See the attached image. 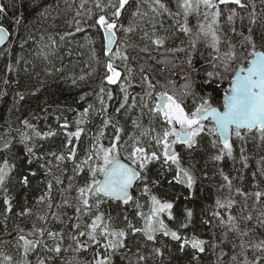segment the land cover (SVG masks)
Segmentation results:
<instances>
[{
	"label": "trees",
	"instance_id": "obj_1",
	"mask_svg": "<svg viewBox=\"0 0 264 264\" xmlns=\"http://www.w3.org/2000/svg\"><path fill=\"white\" fill-rule=\"evenodd\" d=\"M107 3V0H101ZM167 5L169 11L165 12L154 3V0H133L131 6L125 12L122 23L124 27L131 26L134 31L127 33H118V37L123 44H126L127 54L130 59L129 66L134 70L132 76V87L128 92L137 96L143 95L145 86L141 77L144 74L149 75L153 83L159 81L160 84H166L167 87L178 96L183 91L185 77L191 71L186 64L187 53L191 52L189 41L195 38L198 22L204 21L201 7L199 15L192 13L187 17L188 27L192 30V36L185 35L179 31L181 24H184L185 18L183 10L178 7L177 0H162ZM247 7L240 9L235 5H221L222 15L220 17V32L222 43L220 52L214 53L212 49L206 47L204 39L201 38L197 44L193 55V62L197 72L192 74L195 81L194 92L196 96L184 97V104L187 111H191L195 103H199V96H210L214 106L222 105L223 90L229 86V80L235 71L241 67L244 62L238 58L231 64L228 72L220 71L224 77L223 82H215L211 85L205 84L206 73L214 71L210 60L212 55H219L220 60L217 63L226 62L229 51L228 43L235 45V52L238 57L245 53V37L252 29L251 35L257 41L258 49L264 43L260 39L264 33V0H242ZM82 0H0L7 8L6 13L0 16V25H3L10 32V37L5 46L0 49V162L7 158L10 163L16 165L10 179L6 183L8 189L7 196L11 198L12 211L5 212L6 205L3 200L5 193L0 190V264H38V259L43 258L45 264H90L88 259L95 255L93 248L87 251L75 252L69 248L71 241L67 239L71 232V223L69 217L74 216V208L64 204L67 199L70 204L77 203L76 188L82 186L87 179L88 172L75 177L72 180L73 187L71 191H64L68 187L69 177H73V165L71 162L58 163L53 157L46 156V159L52 161V175L46 176L44 170L39 167L38 162L31 165L27 163L24 143H22V134L32 136V144H36L37 154H47L63 150L64 135L58 134L48 139L35 138L33 130L25 126L23 121L27 120L34 128L41 132H46L50 128L60 132L56 117H60V123H63L66 117L70 123L71 131H75L74 121L79 117V113L89 104L93 106L88 122L81 125L85 129L80 141L78 142V158H83L85 150L94 143L90 141V136L95 138L102 128L103 120L112 116L119 119L121 126L125 128L123 139L127 140L129 134L139 136L140 133L155 128L161 131L159 120H152L147 112L137 108L127 115L116 114L115 108L118 107V101L122 94L116 85H108L106 81L102 84L104 76L103 62L106 57L101 49L100 36L92 24L96 16L88 19L87 9H92L97 15L99 10L95 8L93 0H86L84 8L80 9ZM139 7L140 15L133 17L132 12ZM230 8H235L237 16L234 22L227 21V15ZM255 9L256 24L250 23L251 13ZM155 9V11L153 10ZM82 15L77 16V11ZM177 12L180 15H175ZM171 13V14H170ZM21 20V24L16 23V19ZM80 21L81 31H76V21ZM235 28V31H232ZM147 33V36H145ZM64 37L61 40V37ZM93 38L95 43H90L89 38ZM163 39V47H157L153 43L154 39ZM147 51H142V49ZM176 48H185L187 52H174ZM121 64V61H116ZM141 67L145 72L141 73ZM83 77V79H81ZM75 81V83H73ZM172 82V83H169ZM104 87L105 93H100V88ZM159 88V86H158ZM113 93V99H107V92ZM103 95L104 107L108 112L101 113L102 107L99 97ZM23 96V99L20 97ZM84 97V99H81ZM146 99V98H145ZM137 120L141 125L139 129L133 127L131 121ZM207 123V122H206ZM113 130L111 127L104 129V137L107 140L111 138ZM243 141L233 135L230 142L233 144V157H225L221 161L212 159L219 151L218 147H213L214 137L201 134L198 138L199 143L194 151H190L186 146L177 144L175 150L181 156V164L185 168H190L197 178L195 186V197L192 201L181 200L177 202L174 213L182 219V209L191 208L194 212L193 227L187 230H181L182 234H192L193 232L200 238L209 242L206 245V251L200 256L201 264H231V257L240 256L241 249L239 244L241 238L235 233H229V238L221 242L223 233L227 230L219 224L218 220L211 217V212L215 209L217 199L224 200L231 197L236 201L230 210L231 214L237 217V222L241 228L245 226L252 228L253 231L249 237L243 238L245 241H259L264 239V227L257 225L256 217L261 211H264V198L260 204L255 203L254 197H245L236 194L235 189L240 188L244 192L252 193L255 191L264 192V175L261 169H264V142L259 139V132L255 129L251 132L244 130ZM150 137L143 138V146L148 147ZM103 141V140H102ZM100 141V142H102ZM8 143L10 147L4 150V144ZM131 143V141H129ZM42 145V147H39ZM241 148L244 149L243 155L247 156V167H244V161L241 158ZM130 150V149H128ZM126 149H121V155H127ZM149 151H160L154 145L149 147ZM42 163V161H41ZM221 169L232 179L233 188L231 192L227 187H221L225 182L220 175ZM29 170L35 171V177L29 176L30 184L25 187L20 183L23 175H27ZM160 170V163L156 162L149 165V176L156 178ZM175 166H173V172ZM172 172L167 173L170 179ZM54 177H59L63 183L56 184ZM51 181L53 188L51 191V208L48 207L49 201L37 203L39 197L47 191V183ZM151 194L161 198H170V195L183 191L181 186H169L165 181L160 187H152ZM143 183L135 184L134 199H138L144 207L140 211L144 212L148 196L141 194ZM60 205V207H57ZM247 205V207H245ZM147 206V205H146ZM29 208L32 214L29 216L18 215L23 209ZM101 211L111 215L112 223L117 228L125 227L123 216L128 215L136 227H142L143 221L136 215L137 209L132 205H123L119 202H110L101 206ZM221 215L227 218L229 210L219 209ZM53 213L60 215V221L53 218ZM251 214L253 220L246 222L243 217ZM38 216H46V221H41ZM212 220L211 225L201 223L202 220ZM170 228H176L177 222L167 221ZM37 228H46L55 232L63 231L65 240L62 245V251L57 256L55 253L46 251L42 246L37 247L27 257L23 255L22 242H18V235H26ZM23 229V233L19 230ZM29 239L37 237L29 236ZM49 247H52L54 241L50 240L45 234L43 238ZM84 239V238H81ZM126 247L120 249L113 255L114 264H189L191 261V250L181 254L177 250V242L171 241L167 237L157 236L155 243L147 241L142 234L135 236L129 235L126 240ZM212 244H218L213 248ZM161 248L163 255H155L153 249ZM64 249H67L65 251ZM103 252V249H100ZM94 253V254H93ZM224 253L226 255H221ZM143 255L144 261H139L138 257ZM252 251H248L251 258ZM5 256L12 257L11 261L4 259ZM55 257V259H50Z\"/></svg>",
	"mask_w": 264,
	"mask_h": 264
},
{
	"label": "snow or ice",
	"instance_id": "obj_2",
	"mask_svg": "<svg viewBox=\"0 0 264 264\" xmlns=\"http://www.w3.org/2000/svg\"><path fill=\"white\" fill-rule=\"evenodd\" d=\"M86 0H82L80 9L84 8ZM178 7L183 10L185 18L184 24H181L179 31H182L187 36H192V30L188 27L187 17L192 13L199 15L201 7H203L204 22H198L195 38L190 39L189 44L192 49L187 53L186 64L191 70L185 77V84L182 86L183 91L179 96L172 92L166 84H160L159 81L153 83L149 75L144 74L141 77L142 83L145 86L143 95L133 96L128 92V88L132 87L133 69L129 66L130 59L127 54V45L123 44L118 33L122 32L125 35L134 31L129 27H124L122 18L127 9L133 3V0H107V3H102L101 0H93L95 8L99 10L97 15L92 9H87L88 19L96 16L92 27L97 31L101 40V49L106 60L103 62L104 81L108 85H116L122 94L121 100L118 101V107L115 108L116 114L127 115L135 110L139 105L141 115L143 110L147 109L148 115L152 120H159L161 124V131H156L155 128H150L146 132H141L139 136L129 134L128 139H123L125 128L121 126L119 119H114L112 116L103 120L102 128L94 138V143L85 150L83 158H78V142L85 129L81 127L88 122L89 114L93 108L91 104L84 108L79 117L74 121L75 131H71L70 123L67 118H64L63 123H60V117H56L58 128L60 132L52 130L51 128L46 132L38 131L27 120L23 121L26 127L33 130L35 138L44 140L55 137L58 134L64 135L63 150L59 153L50 152L47 154L38 155L37 145L32 144V136L22 134V143H24L27 163L31 165L34 162L39 163V167L44 170L46 176L52 175V161L46 159V156L53 157L58 163L55 167L59 168L61 163L71 162L73 165V177H69V184L64 191H71L73 187L72 180L84 173L87 169L88 176L82 186L76 188L75 205L70 204L67 199L64 204L68 207L74 208V216L69 217L71 223V232L67 239L71 241L69 248L75 245L73 249L79 253L93 248L94 257L90 264H114L113 255L120 249L126 247V240L129 235L135 236L137 233L143 235L147 241L155 243L157 236L169 238L171 241L177 242V250L181 254H185L191 250V261L189 264H201L200 256L206 251L208 241L198 237L194 232L190 235L182 234L181 230H187L193 227L194 212L191 208L185 207L182 209V219L174 213L177 202L181 200L192 201L195 197V186L197 178L190 168H185L181 164V156L175 150V145L180 144L186 146L190 151H194L198 146L201 134L214 137L212 140L213 147H218L219 151L212 157L215 161H221L225 157H233V144L230 142L232 135L241 141L245 139L242 135V130L251 132L256 130L259 132V139L264 142V50H257L258 45L256 39L251 35L252 29L249 28V35L245 37L246 51L242 57H238L235 52V45L228 43L229 51L225 54L227 56L226 62L217 63L220 60L219 55L211 56V66L214 71L207 72L205 84L211 85L217 81L223 82V72H228L231 64L238 58L246 62L241 64V67L235 71L234 76L229 80V86L223 90L222 105L214 106L210 96H199V103H195L191 111H187L184 104V97L196 96L194 92L195 81L192 79V74L198 70L195 68L193 62V55L196 51L197 44L203 38L206 47L212 49L214 53L220 52V45L222 43V36L220 32V17L222 15L221 5H235L240 9L247 7L242 0H177ZM154 3L168 12L169 9L162 0H154ZM155 11V9H153ZM7 11L4 4H0V16H3ZM171 14V13H170ZM77 16H81L82 12L77 11ZM131 15L136 17L140 15L139 7ZM175 15H180L177 12ZM237 16L235 8H230L227 15L229 23L234 22V17ZM16 23L21 24L19 18ZM76 31L80 32L82 29L79 26L80 21L75 22ZM251 24H256L255 9L251 13ZM235 31V28H232ZM10 32L3 25H0V44H3L9 37ZM147 36V33H145ZM64 37H61L63 40ZM260 39L264 41V33L261 34ZM90 43H95L93 38H89ZM153 43L157 47H163V39H154ZM264 49V43L260 45ZM147 51V49H142ZM174 52H187L185 48H176ZM116 61H121L117 64ZM141 73L145 70L140 69ZM83 79V77H81ZM75 83V81H73ZM172 83V82H169ZM159 86V88H158ZM100 93L104 94V87L100 88ZM107 99L112 100L113 93L107 92ZM23 99V96L20 97ZM146 98V99H145ZM84 99V97H81ZM102 107L99 109L101 113H107V107H104L103 95L99 97ZM207 122V123H206ZM134 128L139 129L141 125L137 120L131 121ZM111 127L113 130L112 137L109 139L108 146L101 143L104 137V129ZM150 137L148 147L143 146V138ZM131 141V143H129ZM155 146L160 151H149V147ZM10 147L8 143L4 144V150ZM39 147H42L40 145ZM127 151L123 162L121 159V149ZM244 149L241 148V158L245 162L244 167H247L248 157L243 155ZM42 161V163H41ZM159 162L160 170H158L156 178L152 179L149 176V165ZM264 162V158H262ZM173 166L175 170L173 172ZM16 165L10 163L7 158L0 162V190L5 193L3 203L6 205L5 212L12 211L11 198L7 196L8 189L6 187L7 181L10 179L12 172ZM172 172L171 178L167 177V173ZM264 175V169H261ZM37 173L29 170L27 175H23L20 183L27 187L30 184L29 176L35 177ZM220 175L225 182L221 187H227L229 192L233 188L232 179L225 174L221 169ZM56 184H61L63 181L59 177H54ZM149 181L152 187H160L165 181L169 186L179 185L183 191L173 193L170 198H161L155 194H151ZM137 182L143 183L141 194L148 196L150 205L147 213L140 211L144 206L140 204L139 200H134L130 189L134 187ZM53 184L51 181L47 183V191L44 195L39 197L37 203H44L49 201L48 207L51 208V191ZM237 195L245 197H254L255 203L260 204L264 198V192L255 191L252 193L244 192L240 188H236ZM110 202H119L123 205H132L137 209L136 215L143 221L142 227H136L135 224L129 220L127 214L123 216L125 227L117 228L112 223L111 215H107L101 211V206ZM236 203L231 197H226L224 200L217 199L215 201V209L211 212V217L218 220L219 224L227 230L223 233L221 242L229 238V233H235L241 238L239 247L241 249L238 259L237 255L231 257V264H264V239L259 241H245L243 238L249 237L253 231L252 228L245 226L241 228L237 222V217L232 215L230 210ZM60 207V205H57ZM247 207V205H245ZM219 209L229 210L227 218L221 215ZM32 210L29 208L23 209L18 215L29 216ZM53 218L63 223L60 215L53 213ZM167 221L177 222L176 228H170ZM41 221H46V216H38ZM246 222L253 220V215L248 214L243 217ZM257 225L264 227V211H261L256 217ZM201 223L211 225L212 220H202ZM23 229L19 232L23 233ZM45 234L54 241L52 247H49L47 242L43 239ZM29 236L37 237L36 239H29ZM65 233L63 231L55 232L46 228H37L33 226V230L28 232L27 236L20 234L17 239L22 242L23 255L28 256L36 250L37 247L42 246L46 251L55 253L57 256L62 251V245L65 240ZM84 238V239H81ZM213 248L218 247V244H212ZM103 249V252L100 251ZM67 251V249H64ZM251 250L253 255L248 256V251ZM155 255L162 256L161 248L153 249ZM221 255H226L221 253ZM5 260L11 261L12 257L5 256ZM50 259H55L51 257ZM139 261H144L143 255L138 257ZM28 264V262H26ZM38 264H45L43 258L38 259Z\"/></svg>",
	"mask_w": 264,
	"mask_h": 264
},
{
	"label": "rangeland",
	"instance_id": "obj_3",
	"mask_svg": "<svg viewBox=\"0 0 264 264\" xmlns=\"http://www.w3.org/2000/svg\"><path fill=\"white\" fill-rule=\"evenodd\" d=\"M246 65V64H245ZM112 137V136H111ZM232 137H233V135H232ZM232 139V138H231ZM103 140V141H102ZM90 141L91 142H93L94 141V138H92L91 136H90ZM101 143H103L105 146H108V144H109V137H107V140H104V139H101ZM176 146V145H175ZM122 156V155H121ZM147 205V206H146ZM146 205H145V209H144V213H147L148 212V209H149V205H150V199L148 198V200L146 201ZM167 220V218H165V221ZM94 254V253H93ZM93 257L94 256H92V257H89L88 259H91V260H93Z\"/></svg>",
	"mask_w": 264,
	"mask_h": 264
},
{
	"label": "water",
	"instance_id": "obj_4",
	"mask_svg": "<svg viewBox=\"0 0 264 264\" xmlns=\"http://www.w3.org/2000/svg\"><path fill=\"white\" fill-rule=\"evenodd\" d=\"M9 37H10V35H9ZM9 37L6 39V41L3 43V44H0V49L3 47V46H5V44L7 43V41L9 40ZM244 66H246V65H244ZM235 74V73H234ZM234 76V75H233ZM242 131H244V130H242ZM231 138H232V136H231ZM231 138H230V140H231ZM122 161L123 162H126V161H124L123 159H122ZM133 189V188H132ZM132 189H130V191H131V194H132Z\"/></svg>",
	"mask_w": 264,
	"mask_h": 264
},
{
	"label": "flooded vegetation",
	"instance_id": "obj_5",
	"mask_svg": "<svg viewBox=\"0 0 264 264\" xmlns=\"http://www.w3.org/2000/svg\"><path fill=\"white\" fill-rule=\"evenodd\" d=\"M121 157H123V156H121ZM134 192H135V185H134V187H133V189H132V196H133V198H134ZM135 200V199H134Z\"/></svg>",
	"mask_w": 264,
	"mask_h": 264
},
{
	"label": "bare ground",
	"instance_id": "obj_6",
	"mask_svg": "<svg viewBox=\"0 0 264 264\" xmlns=\"http://www.w3.org/2000/svg\"><path fill=\"white\" fill-rule=\"evenodd\" d=\"M121 159H123L124 160V158H121ZM127 162V161H126Z\"/></svg>",
	"mask_w": 264,
	"mask_h": 264
}]
</instances>
